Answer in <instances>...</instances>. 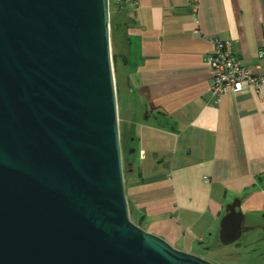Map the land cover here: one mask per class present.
I'll return each instance as SVG.
<instances>
[{"label":"water","instance_id":"95a60500","mask_svg":"<svg viewBox=\"0 0 264 264\" xmlns=\"http://www.w3.org/2000/svg\"><path fill=\"white\" fill-rule=\"evenodd\" d=\"M110 20L109 0H0V264H214L131 220Z\"/></svg>","mask_w":264,"mask_h":264},{"label":"crops","instance_id":"0c3cea01","mask_svg":"<svg viewBox=\"0 0 264 264\" xmlns=\"http://www.w3.org/2000/svg\"><path fill=\"white\" fill-rule=\"evenodd\" d=\"M137 2L125 11L132 21L130 72L153 124L132 139L140 167L126 181L131 215L148 233L199 255L219 235L227 205L240 199L252 222L257 213L249 195L259 192L264 203V84L260 93L229 94L216 104L208 65L209 39L217 36L234 43L253 74L264 73L262 4Z\"/></svg>","mask_w":264,"mask_h":264},{"label":"rangeland","instance_id":"374dc122","mask_svg":"<svg viewBox=\"0 0 264 264\" xmlns=\"http://www.w3.org/2000/svg\"><path fill=\"white\" fill-rule=\"evenodd\" d=\"M109 4L111 15H113L117 9L115 0H109ZM115 77L117 82L116 84H118L117 90L120 132L123 137L122 139L125 140L127 139L126 134L128 131L130 132L132 129L134 130V133L136 129L137 131H141L142 125H152L153 120H150L148 123H144L146 111L141 110V98L137 96L138 82L130 72V69L127 71V67L119 65V68H117L115 72ZM127 79H129V81H127ZM129 82L131 84L130 86ZM137 156H134L133 159L135 168L140 167ZM260 187L259 189H261ZM259 194L260 193L258 192V194L253 193L252 195H249L250 200L254 201L253 205L254 208H256L255 213H257L255 220H253L252 223L264 226V208L262 207L264 203H261V195ZM245 212L247 213L248 210ZM247 215L251 217V215ZM131 220L135 224H139L134 214L131 215ZM144 227L146 228L145 225ZM263 228L257 227L255 229H249L243 234L240 240L228 246L220 244L218 241L219 235L216 236L214 234L215 240L208 239V244L204 246L209 248L208 251H205L204 249L201 250L199 247L195 253L199 254L201 258L203 257L205 260L214 264H264V260L261 258L264 252L262 249V244L264 243Z\"/></svg>","mask_w":264,"mask_h":264},{"label":"built area","instance_id":"2783aa9c","mask_svg":"<svg viewBox=\"0 0 264 264\" xmlns=\"http://www.w3.org/2000/svg\"><path fill=\"white\" fill-rule=\"evenodd\" d=\"M115 1L118 4H122L124 8L126 6L129 7V5L131 7H137L138 5L137 0H133L129 4L123 0ZM195 28V33L198 34V29L197 27ZM209 41L208 65L213 73L211 87L213 102L218 104L224 96L229 94L243 95L251 89L256 91V93H260L264 84V73L253 74L237 55L234 43L231 40L214 36L210 37Z\"/></svg>","mask_w":264,"mask_h":264},{"label":"trees","instance_id":"16d2710c","mask_svg":"<svg viewBox=\"0 0 264 264\" xmlns=\"http://www.w3.org/2000/svg\"><path fill=\"white\" fill-rule=\"evenodd\" d=\"M123 1L128 4L130 2H133V0H123ZM115 5H117L118 8L116 9V12L113 15H111L110 26H111L112 59L114 64V70L116 72L117 68H119V65H123L127 67V69H130L133 64L131 63L132 42L129 36V29H130V25L132 24V21L125 12L128 9V7L126 6L124 8L122 7L123 6L122 4H118L116 2ZM130 85L131 84L129 82V86ZM117 94H118V90H117ZM156 119L158 120L159 124L163 125V122L165 120L164 118L159 116L156 117ZM132 134L134 138V130H132ZM133 150H134V145L133 142H131V147L129 151H133ZM133 159H134V155L132 153V155L129 156L126 160L134 163ZM130 170H128L126 167L127 172H129Z\"/></svg>","mask_w":264,"mask_h":264},{"label":"flooded vegetation","instance_id":"af4514ba","mask_svg":"<svg viewBox=\"0 0 264 264\" xmlns=\"http://www.w3.org/2000/svg\"><path fill=\"white\" fill-rule=\"evenodd\" d=\"M133 130V129H132ZM132 130L129 132H127V134H126V136H127V139H122V141H123V144L125 143V145H126V148H127V150L129 151L130 150V147H131V142H132V139H133V134H132ZM123 138V137H122ZM129 152H131V151H129ZM132 154H130V155H126L125 157H124V161H125V164H127L128 165V167L129 168H127L128 170H130L131 168H130V166H129V164H131L132 162H130V161H127L126 159L129 157V156H131ZM244 227H246L245 229L248 231L249 229H255V228H259V227H264V226H260L259 224H257V223H252V222H249L248 221V219H246L245 221H244ZM264 229V228H263ZM247 231H243L244 233L245 232H247ZM243 233V234H244ZM219 241V243L221 244V242H220V239L218 240ZM262 249H263V251H264V243L262 244ZM261 249V250H262ZM208 251V250H207ZM197 256H199V255H197ZM199 257H201V256H199ZM203 258V257H202ZM263 260H264V252H263V254H262V257H261ZM204 259V258H203Z\"/></svg>","mask_w":264,"mask_h":264},{"label":"clouds","instance_id":"9594fccd","mask_svg":"<svg viewBox=\"0 0 264 264\" xmlns=\"http://www.w3.org/2000/svg\"><path fill=\"white\" fill-rule=\"evenodd\" d=\"M110 16H111V11H110ZM111 21V20H110Z\"/></svg>","mask_w":264,"mask_h":264}]
</instances>
